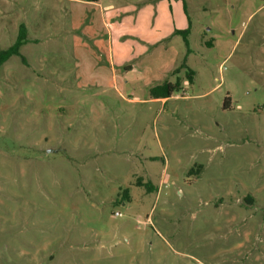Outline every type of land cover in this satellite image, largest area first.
I'll return each instance as SVG.
<instances>
[{"label":"rangeland","instance_id":"rangeland-1","mask_svg":"<svg viewBox=\"0 0 264 264\" xmlns=\"http://www.w3.org/2000/svg\"><path fill=\"white\" fill-rule=\"evenodd\" d=\"M22 25L0 264H264V0H0V51Z\"/></svg>","mask_w":264,"mask_h":264},{"label":"trees","instance_id":"trees-1","mask_svg":"<svg viewBox=\"0 0 264 264\" xmlns=\"http://www.w3.org/2000/svg\"><path fill=\"white\" fill-rule=\"evenodd\" d=\"M179 34H183L184 37L188 34V31L185 32H179ZM185 39V38H184ZM27 40V32H26V27L24 25H22L20 27V31H19V35L18 38L16 40V42L10 46L9 48H7L6 50H2L0 51V66L5 63L6 61H8L12 56L14 55H20V49L21 47L25 44ZM186 44H188L187 40L185 39ZM183 67L186 66V64L184 63L182 65ZM194 72L193 71H189L188 72V77L190 80H192V76H193ZM179 86V83H169V82H165L162 85H159L157 87H155V90L158 92L157 94H159L160 96L158 98H166L171 96L172 92Z\"/></svg>","mask_w":264,"mask_h":264},{"label":"built area","instance_id":"built-area-1","mask_svg":"<svg viewBox=\"0 0 264 264\" xmlns=\"http://www.w3.org/2000/svg\"><path fill=\"white\" fill-rule=\"evenodd\" d=\"M116 214H117V215H120V213H119V212H117Z\"/></svg>","mask_w":264,"mask_h":264}]
</instances>
